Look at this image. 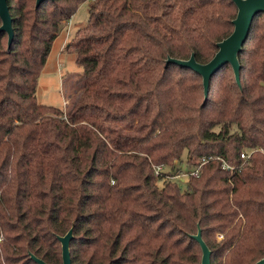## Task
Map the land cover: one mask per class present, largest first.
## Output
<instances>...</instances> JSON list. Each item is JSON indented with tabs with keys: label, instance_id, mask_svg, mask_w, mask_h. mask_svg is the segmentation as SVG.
<instances>
[{
	"label": "trees",
	"instance_id": "1",
	"mask_svg": "<svg viewBox=\"0 0 264 264\" xmlns=\"http://www.w3.org/2000/svg\"><path fill=\"white\" fill-rule=\"evenodd\" d=\"M88 1L68 41L83 70L70 108L37 87L65 22ZM14 39L0 32V264H211L264 256V24L209 82L167 57L199 63L228 36L232 0H8ZM2 24L0 18V25ZM242 152L249 153L242 159ZM202 157L207 158L199 165ZM211 157V158H208ZM198 167L186 188L161 187L157 166ZM227 164L233 170L223 168ZM222 235L217 239L216 234Z\"/></svg>",
	"mask_w": 264,
	"mask_h": 264
},
{
	"label": "water",
	"instance_id": "2",
	"mask_svg": "<svg viewBox=\"0 0 264 264\" xmlns=\"http://www.w3.org/2000/svg\"><path fill=\"white\" fill-rule=\"evenodd\" d=\"M44 0H36V5H40ZM236 6V14L232 19L233 29L231 33L216 43L217 50L210 60L205 63H199L195 60L194 54L191 53L187 59H178L167 57L165 63H173L181 67H186L197 73L202 79L204 99L207 98L209 82L212 75L222 66L229 64L234 74L235 81L239 84L238 53L247 37L251 22L258 13H264V0H232ZM0 32L8 34V44L11 45L14 39L13 18L10 13L8 0H0ZM191 237L195 239L201 248L200 264H211V251L202 239L200 229ZM62 244L63 264H72L70 244L73 239V228L65 235L59 236ZM31 257L38 264H49L42 258L31 254ZM254 264H264V256L254 262Z\"/></svg>",
	"mask_w": 264,
	"mask_h": 264
},
{
	"label": "rangeland",
	"instance_id": "3",
	"mask_svg": "<svg viewBox=\"0 0 264 264\" xmlns=\"http://www.w3.org/2000/svg\"><path fill=\"white\" fill-rule=\"evenodd\" d=\"M87 6L88 1L83 2L73 15V19L71 18L69 21L63 23L64 26L54 41L46 65L39 77L37 98L40 103L66 110L70 108L69 101H74L80 95L84 81L83 70L77 62L76 52L66 50V45L76 34L80 26L86 23ZM263 24L264 15L256 18V25L262 26ZM226 69L229 71L231 68L228 66ZM190 170L191 168L186 166L185 161L177 162L174 169L169 166H161V169L158 170V175L161 174V177L157 181V185L161 187L171 177L183 190L186 188V181ZM216 237L217 239H221L222 235L218 233ZM197 254L200 264V249H198Z\"/></svg>",
	"mask_w": 264,
	"mask_h": 264
},
{
	"label": "built area",
	"instance_id": "4",
	"mask_svg": "<svg viewBox=\"0 0 264 264\" xmlns=\"http://www.w3.org/2000/svg\"><path fill=\"white\" fill-rule=\"evenodd\" d=\"M89 1H94V0H89ZM248 156H249V153H246V152H242V153L240 154V157H241L242 159H246ZM208 158H211V157H208ZM206 159H207V158L202 157L201 160L199 161V165H201L203 162H205ZM222 166H223V168H226V169L228 168V169H230V170H233L232 167H230L229 165H227V164H225V163H224ZM160 169H161V166H157V167H156V173H159L158 170H160ZM189 174H191V175H193V176H197V175H198V167H195V168L191 169L190 172H189Z\"/></svg>",
	"mask_w": 264,
	"mask_h": 264
},
{
	"label": "crops",
	"instance_id": "5",
	"mask_svg": "<svg viewBox=\"0 0 264 264\" xmlns=\"http://www.w3.org/2000/svg\"><path fill=\"white\" fill-rule=\"evenodd\" d=\"M72 19H73V18H72ZM67 40H68V39H67ZM65 42H66V40H65ZM65 42H64V43H65ZM65 104H66V100H65Z\"/></svg>",
	"mask_w": 264,
	"mask_h": 264
}]
</instances>
